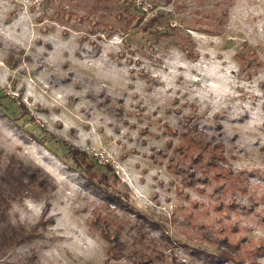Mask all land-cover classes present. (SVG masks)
Returning <instances> with one entry per match:
<instances>
[{"label":"rangeland","instance_id":"rangeland-1","mask_svg":"<svg viewBox=\"0 0 264 264\" xmlns=\"http://www.w3.org/2000/svg\"><path fill=\"white\" fill-rule=\"evenodd\" d=\"M15 161L0 264H264V0H0L4 194Z\"/></svg>","mask_w":264,"mask_h":264},{"label":"trees","instance_id":"trees-1","mask_svg":"<svg viewBox=\"0 0 264 264\" xmlns=\"http://www.w3.org/2000/svg\"><path fill=\"white\" fill-rule=\"evenodd\" d=\"M131 21L134 19L133 17L130 18ZM23 110L26 111V108L23 106ZM189 141L194 145L197 146L199 151H204L209 148L210 144H207L200 136L193 138L190 137ZM209 151V150H208ZM213 151V150H211ZM215 151V150H214ZM72 157L74 160L79 164L83 165L85 168L86 175L88 179L91 181H97V183H107L108 176L106 173H95L92 170V164L86 160V153L83 151L72 150ZM218 158L215 153L207 154V163L212 165L214 161ZM16 162V161H15ZM16 168L13 165L9 166L7 172L11 179L7 181L8 186V193L4 194L0 190V209L1 205L4 201L15 200L20 193L21 186L25 187L24 180L31 185L34 183H39V177L36 175V171L31 169L30 166L22 165L19 162H16ZM41 183V179H40ZM39 185V184H38ZM27 190V189H26ZM107 195L110 196L111 199L120 200L117 195L111 194V192H107ZM103 221V220H102ZM102 238L109 241L111 246L107 249V256L112 259H119L122 257V249L120 244L116 242V240H111L106 233L101 234ZM35 238V235L31 231H26L22 227L14 228L7 226L3 229H0V250H9L15 248L16 246L29 243ZM261 250V249H260ZM262 251V250H261ZM211 258H214L216 262H225V261H235V257H237L234 253V249L232 246L227 247H220L218 249L217 254H210ZM147 260L143 261V264H147ZM238 264H243V262H237Z\"/></svg>","mask_w":264,"mask_h":264}]
</instances>
